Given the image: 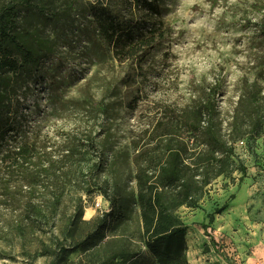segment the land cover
<instances>
[{
	"label": "rangeland",
	"instance_id": "1",
	"mask_svg": "<svg viewBox=\"0 0 264 264\" xmlns=\"http://www.w3.org/2000/svg\"><path fill=\"white\" fill-rule=\"evenodd\" d=\"M8 1L0 0V8ZM44 3L50 14L34 7L22 12V31L48 41L53 56L37 80L22 81L11 114L13 140L35 146L36 154L11 168L0 152V264H49L38 237L47 243L52 236L68 243L83 237L90 226L76 222V207L83 205L87 222L110 211L99 187L103 181L132 197L133 142L164 107L191 108L217 88L219 119L229 133L252 89L264 98V0ZM243 141L236 144V163L247 168L243 181L238 171L235 182L220 177L199 209L179 210L189 264H264V136ZM9 185L15 197L5 195ZM54 190L64 191L61 204L46 233L34 230L23 221L24 202L31 198L50 210ZM127 216L109 225L101 243L115 251L122 237L126 264L151 262L132 200ZM17 224L26 231L23 239ZM88 254L79 251L69 259L78 264Z\"/></svg>",
	"mask_w": 264,
	"mask_h": 264
},
{
	"label": "trees",
	"instance_id": "2",
	"mask_svg": "<svg viewBox=\"0 0 264 264\" xmlns=\"http://www.w3.org/2000/svg\"><path fill=\"white\" fill-rule=\"evenodd\" d=\"M44 1L9 0L0 8V152L1 161L9 162L11 168L23 166L37 152L35 146L13 140L11 114L22 81L37 80L46 61L53 56L48 41L35 34L28 37L21 26L26 7H34L45 15L51 13ZM217 94V88H210L191 108L166 106L160 118L139 132L133 142L136 192L132 197L123 195L118 184L111 189L110 182L103 181L99 187L110 211L95 221H82L83 205L79 204L76 222L90 226L83 237L70 243L55 236L47 243L38 237L39 252L49 259V264H73L69 258L79 251L89 254L78 264H115L119 259L126 264V239L120 237L118 248L113 251L109 243H101V238L109 225L127 221L131 200L139 212L140 241L152 256V261L145 264H189L187 226L179 210L199 209L210 186L220 177L235 182L233 174L238 171L240 184L247 168L242 162L236 163V144L247 137L256 141L264 136V98L258 90L252 89L241 101L229 133L219 119ZM11 189L6 186L8 198L17 193ZM50 194V210L31 198L23 205V221L42 233L47 232L64 191L54 190ZM230 198L235 199V195ZM226 207L227 203L215 209L209 216L210 223ZM14 230L22 239L26 237L23 225L17 224Z\"/></svg>",
	"mask_w": 264,
	"mask_h": 264
},
{
	"label": "bare ground",
	"instance_id": "3",
	"mask_svg": "<svg viewBox=\"0 0 264 264\" xmlns=\"http://www.w3.org/2000/svg\"><path fill=\"white\" fill-rule=\"evenodd\" d=\"M237 201H239V198H238ZM92 215H93V212H92V211H88L87 214H86V217L89 218V217H91Z\"/></svg>",
	"mask_w": 264,
	"mask_h": 264
},
{
	"label": "crops",
	"instance_id": "4",
	"mask_svg": "<svg viewBox=\"0 0 264 264\" xmlns=\"http://www.w3.org/2000/svg\"><path fill=\"white\" fill-rule=\"evenodd\" d=\"M216 221H214L213 223L215 224ZM219 222V221H218Z\"/></svg>",
	"mask_w": 264,
	"mask_h": 264
},
{
	"label": "built area",
	"instance_id": "5",
	"mask_svg": "<svg viewBox=\"0 0 264 264\" xmlns=\"http://www.w3.org/2000/svg\"><path fill=\"white\" fill-rule=\"evenodd\" d=\"M241 143H244V141H242Z\"/></svg>",
	"mask_w": 264,
	"mask_h": 264
}]
</instances>
